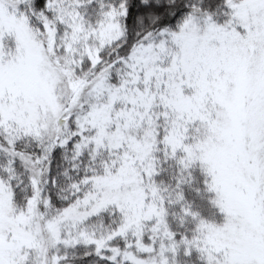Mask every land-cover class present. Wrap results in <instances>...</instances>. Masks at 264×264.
Masks as SVG:
<instances>
[{
    "label": "snow or ice",
    "instance_id": "obj_1",
    "mask_svg": "<svg viewBox=\"0 0 264 264\" xmlns=\"http://www.w3.org/2000/svg\"><path fill=\"white\" fill-rule=\"evenodd\" d=\"M0 264H264V0H0Z\"/></svg>",
    "mask_w": 264,
    "mask_h": 264
}]
</instances>
